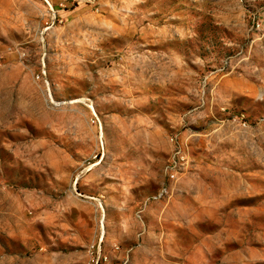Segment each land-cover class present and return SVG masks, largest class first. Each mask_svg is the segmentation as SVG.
<instances>
[{
  "label": "rangeland",
  "instance_id": "obj_1",
  "mask_svg": "<svg viewBox=\"0 0 264 264\" xmlns=\"http://www.w3.org/2000/svg\"><path fill=\"white\" fill-rule=\"evenodd\" d=\"M0 264H264V0H0Z\"/></svg>",
  "mask_w": 264,
  "mask_h": 264
}]
</instances>
